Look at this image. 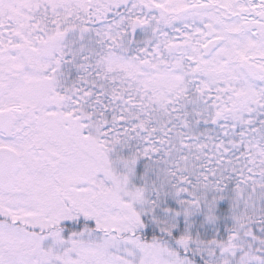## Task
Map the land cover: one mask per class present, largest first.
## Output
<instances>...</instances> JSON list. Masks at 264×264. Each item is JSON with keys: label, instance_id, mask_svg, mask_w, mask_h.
Wrapping results in <instances>:
<instances>
[{"label": "snow or ice", "instance_id": "1", "mask_svg": "<svg viewBox=\"0 0 264 264\" xmlns=\"http://www.w3.org/2000/svg\"><path fill=\"white\" fill-rule=\"evenodd\" d=\"M0 264H264V0H0Z\"/></svg>", "mask_w": 264, "mask_h": 264}]
</instances>
